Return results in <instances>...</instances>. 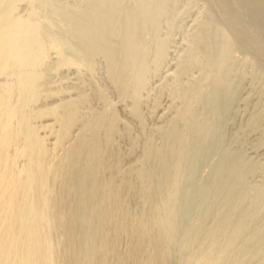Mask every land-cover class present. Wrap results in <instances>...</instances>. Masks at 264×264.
Masks as SVG:
<instances>
[{"label":"bare ground","instance_id":"bare-ground-1","mask_svg":"<svg viewBox=\"0 0 264 264\" xmlns=\"http://www.w3.org/2000/svg\"><path fill=\"white\" fill-rule=\"evenodd\" d=\"M233 1L208 0L176 68L180 104L156 144L151 129L143 139L129 123L120 132L115 105L83 72L95 76L102 56L118 96L144 121L143 90L166 60L177 0H0V264H173L171 240L187 251L182 264H264V181L247 180L258 165L225 148L205 185L193 169L225 133L239 71L220 64L233 46L254 53L264 79V43ZM243 1L264 21V0ZM194 67L200 76L184 81ZM64 70L77 81L57 85L52 74ZM253 115L249 124L260 126L264 104Z\"/></svg>","mask_w":264,"mask_h":264},{"label":"rangeland","instance_id":"rangeland-1","mask_svg":"<svg viewBox=\"0 0 264 264\" xmlns=\"http://www.w3.org/2000/svg\"><path fill=\"white\" fill-rule=\"evenodd\" d=\"M189 1L190 0H177V5H176L177 10L179 7V10L181 9L180 13L181 14L183 13V15L180 14L177 18H175V23L177 24V22H178V24H177L178 26H176V28L174 29L173 34L168 36L169 37V39H168V53L166 56V60L164 61L162 66L159 69H157V71L154 68V71L150 72L147 87H145V90H143V96H142V98H143V102H142L143 116H142V119L144 118L143 119L144 121H142L140 119L138 121V119L136 117H134L132 114L129 113L128 109L131 107L130 106L131 105L130 100H127V99L123 100V98L121 99V97L118 96L116 89H114L115 88L114 85L112 86V83L110 82L111 80L110 81L108 80L110 78H109V75L107 73L108 71L106 70L107 68L105 69V67H106V64H104L105 59L102 56L100 58H99V56L97 57L98 61L96 59L95 65H96L97 69H96V72L94 74L95 76L92 75L90 77L89 73H87L86 71L83 72V78H85V80L88 81V78H91V81L89 79L90 82L88 81L87 83L92 84L93 82L98 81V83H97V84H99L98 86L101 87L102 90H104V92L107 94L108 100L111 99L108 102L110 103L112 101L110 103L111 105L109 104L110 105L109 108H111L113 106V104L115 105L116 109L118 110L119 116H120V122H121L120 127L122 126L120 128V132H123V129H124L123 126L125 124L129 123V125L132 126V128H131V126H129L131 128L130 130H131L132 135L134 134V136H138L140 139H143L144 135L146 134V131L147 130L149 131V129H151L150 134L153 131L152 137H153V139L156 138L155 143L158 144V143H161L163 141V140L161 141V139H163V137L161 136V134L159 136V131L157 130V128L160 127V125L162 126L163 124H165L167 119L174 115L173 113H175L174 112L175 105L177 106L178 104H180L179 97L176 96V93L174 91L173 92L171 91V89L173 90V85L174 84L176 85V83H175V80H176L175 73L177 71L176 68L179 64V61L182 57V54L186 53L185 52L186 48L188 50V47H187L188 46L187 44H189L188 42L190 41L192 36L198 31V29H199L198 25H200V23L202 22V20L205 17L204 16L205 15L204 14L205 9H206L205 7H207V5H208V0H206V1H204V0L192 1L191 0L192 1V2L190 1L191 3H189ZM233 2L235 3V6L238 8V11L241 15L243 14L244 16L250 17V13H251V18H250L248 27L250 28V30L252 29L251 31H253V32L255 31V33H257V36L264 43V40H263L264 39V24H263L264 21H262L261 19H259L255 15L252 16L251 9L248 7L250 9V12H249V9L247 8L248 5L243 0H241V1L234 0ZM182 9L184 10L183 12H181ZM247 11H248V13H247ZM254 16L256 18H254ZM165 19H163V23H164ZM168 21H169V19H168ZM168 21L167 20L165 21V23H164L165 27L167 26L166 23H168ZM166 30H167V28L163 29V31H162V34L165 37L167 36L166 34L168 33ZM236 39L237 38L234 35L233 40H236ZM249 51H250L249 49L247 50L246 48H242L241 46L235 45V46H233L231 51L228 53V55L225 57V59H223V61L220 64V66H222V67H220L221 72H223L224 74L227 73L228 70L231 69L230 67H233V66H234V68L236 67L235 69H237V71H239L236 75V78H235V80L236 79L237 80L234 81L235 83L232 84L233 90H230L229 92L234 91V93H236L237 91H235V89L237 90L238 86L240 88H239L237 96H236V94H234L232 92L236 96V98H234V96H232V93L231 94L227 93V97L228 98L230 97V100L227 102L228 99L226 97V100L224 102L225 106L223 105V107H225L224 111L226 109V111L223 113V115H225V119H224L225 122L223 121L224 122V132L225 133L227 132V133L226 134L224 133L225 135L223 134L224 136L222 135L220 137L221 139L218 140V145L216 146V150L213 149L214 151L212 150L210 152L211 154L209 153L207 158L205 157L203 160H200L201 162L199 161L198 163H194V165H193V169L196 168V171H197V173L195 175V181H197V182H195V184L197 185L199 182V185H197V186H202V184L205 185L208 182L209 174H210L209 172H211V169L215 166L216 161L218 162L219 161L218 159L221 158L223 153L220 154V152L222 151V149H223V151H225L226 149L229 152L233 151L232 152L233 154L242 155L244 158H246L252 162H255V164L258 165V168L255 171H253V174L251 173L248 176V178H247L248 182L254 183V182L264 181V176H263L264 175V118L261 119L260 126L256 125L257 126L256 127V126H251L249 124L250 119H252L251 117L254 116L253 114H256V112H258L260 110V107L264 104V79L259 77L262 74V72L259 69L260 66H259V62H258L257 57L254 55V53L252 51H250V52ZM250 57L252 59H250ZM247 66H248V68H247ZM191 72H190L191 74L189 73V75H187L185 77V79L183 78L184 81H188L192 75H193L192 78L199 77L201 69L199 67H194L191 70ZM56 73L52 74V78H53L52 80L55 83L56 82L59 83L57 85H60V84H64V85L70 84L71 85L74 83L73 81L76 82L78 79V75H77L78 73L74 72L73 70H66V71L64 70L62 72L60 71V72H56ZM239 84H241V85H239ZM219 86H220V84H219ZM233 86H235V87H233ZM103 88H105V89H103ZM167 88H168L169 92H168ZM221 88L222 89L224 88L223 89L224 91H226L225 89H227L226 86H224V83H222ZM221 88H220V90L223 91ZM90 90H88L89 93H90ZM91 91H94V90H91ZM218 92H220L219 87H218V90L216 91V94L214 93L215 97H212V101H213L214 105L212 104V102H211V105L214 107H215V102L217 100L216 95L218 94ZM172 93H173V95H172ZM174 94H175V96H174ZM228 94H230L231 96H228ZM93 96H92L93 97L92 103H93L94 107L96 106L95 108H97L98 110L100 108L102 109V104H104V102H102L99 98L96 101L97 98H95V97L98 96L97 94H96V96L95 95H93ZM232 97H233V101L231 100ZM173 100L175 103L173 102ZM104 107L105 106H103V108ZM214 107L212 108L213 110L215 109ZM212 109L210 108L211 112L209 111V113L210 114L213 113L215 115L212 114L213 115V117H212L213 119H212L211 118L212 115H209V113H208L209 117L207 120V125L205 126L206 132L203 133V137L201 138V145L202 146H204L205 142H206L205 137H206L208 129H209L208 126L209 125L212 126L213 123L215 122L216 112H214ZM217 116H220V115H217ZM220 119H221V117H220ZM211 120L213 123L210 122ZM141 121H142V124H140ZM208 121L210 122V124ZM143 122H144V124H143ZM162 122H163V124H160ZM217 123H220L219 117L217 118L216 124ZM216 124L214 125V127L216 126ZM139 125H140L141 129L139 128ZM217 126H219V125L217 124ZM154 128H156V129H154ZM243 129H244V131H243ZM137 131H139V132H137ZM135 132H136V134H135ZM147 133H149V132H147ZM140 135H142V136L140 137ZM225 137H226V139H225ZM230 137H232L233 139ZM118 141L119 142H117V143H119V145H121L120 147L122 149V153L125 155V154H128V152H129V154H130V149L132 148L131 144L129 142L130 140L126 136H122V137L118 138ZM228 141H229V143H228ZM232 141H234V142H232ZM217 149H220V150L217 151ZM136 151H135V153H133V156H135V157L139 156L140 157L141 156V149H138ZM239 151H240V153H239ZM218 156H220V158ZM204 160H205V163H204ZM191 202L189 201V203L186 202L183 204V211L186 209V207H187V209L184 212L185 215H182L184 213H183V211H181L182 214L179 215V221L180 222H183L185 220V218L188 216V214L190 213V211L193 210L194 202L192 203V205H191ZM186 211H187V214H186ZM177 244L178 243H176L175 240H171V242H170V246H171V249L173 252V254H172L173 260L172 261H173V264H182V259H183L182 256L184 257V255L186 254L187 251L185 250V248H183L184 250L181 248L183 250V251H181L180 248H177ZM178 247H180V246H178ZM174 251H175V253H174ZM179 257H181V258H179Z\"/></svg>","mask_w":264,"mask_h":264}]
</instances>
